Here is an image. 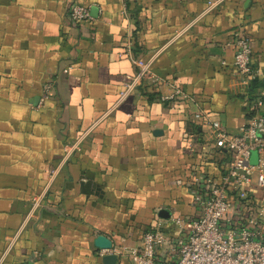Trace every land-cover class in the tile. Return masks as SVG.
Instances as JSON below:
<instances>
[{"label":"crops","instance_id":"1","mask_svg":"<svg viewBox=\"0 0 264 264\" xmlns=\"http://www.w3.org/2000/svg\"><path fill=\"white\" fill-rule=\"evenodd\" d=\"M73 1L0 0V264H131L95 239L139 248L153 229L167 238L156 259L173 263L194 175L231 159L205 161L214 138L193 114L238 133L264 94V0H77L80 23ZM238 35L248 81L234 75ZM136 60L158 84L135 80Z\"/></svg>","mask_w":264,"mask_h":264},{"label":"built area","instance_id":"2","mask_svg":"<svg viewBox=\"0 0 264 264\" xmlns=\"http://www.w3.org/2000/svg\"><path fill=\"white\" fill-rule=\"evenodd\" d=\"M215 1L210 0L209 6ZM68 16L73 23L91 19L88 7L77 0L69 5ZM234 50V75L248 81L256 73L252 45L238 35ZM135 65L136 81L148 78L158 84V79L148 74L146 63L136 60ZM51 89V83L44 85L39 106L49 98ZM175 96L187 98L180 91ZM255 107V115L238 133H230L218 119L201 110L193 114L195 120L209 125L214 138V149L205 151V161H216L217 153H230L231 159L216 173L194 175L191 186L196 212L187 223V232L177 240L175 262L156 259L157 251L167 242L166 235L156 229L145 231L139 248L112 246L101 249L100 255L127 256L131 264H264V203L251 193L252 188L264 190V94L256 98Z\"/></svg>","mask_w":264,"mask_h":264},{"label":"water","instance_id":"3","mask_svg":"<svg viewBox=\"0 0 264 264\" xmlns=\"http://www.w3.org/2000/svg\"><path fill=\"white\" fill-rule=\"evenodd\" d=\"M95 245L99 249H110L112 247L111 242L103 236H98L95 239ZM116 258L117 257L114 255H107L104 257V259L109 260L111 262L115 261Z\"/></svg>","mask_w":264,"mask_h":264},{"label":"rangeland","instance_id":"4","mask_svg":"<svg viewBox=\"0 0 264 264\" xmlns=\"http://www.w3.org/2000/svg\"><path fill=\"white\" fill-rule=\"evenodd\" d=\"M255 161H256V153L253 152V153H252V157H251V163L254 164Z\"/></svg>","mask_w":264,"mask_h":264}]
</instances>
